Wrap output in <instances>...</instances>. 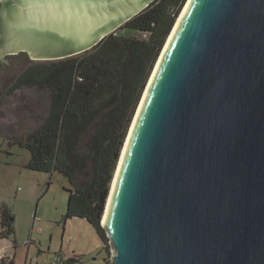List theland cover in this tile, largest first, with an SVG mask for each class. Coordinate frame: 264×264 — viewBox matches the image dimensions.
I'll return each instance as SVG.
<instances>
[{
	"label": "water",
	"instance_id": "95a60500",
	"mask_svg": "<svg viewBox=\"0 0 264 264\" xmlns=\"http://www.w3.org/2000/svg\"><path fill=\"white\" fill-rule=\"evenodd\" d=\"M154 1L0 0V58L80 54ZM134 120L111 263L264 264V0H188Z\"/></svg>",
	"mask_w": 264,
	"mask_h": 264
},
{
	"label": "trees",
	"instance_id": "16d2710c",
	"mask_svg": "<svg viewBox=\"0 0 264 264\" xmlns=\"http://www.w3.org/2000/svg\"><path fill=\"white\" fill-rule=\"evenodd\" d=\"M185 2L155 0L93 48L29 65L9 88V92L34 88L48 94L49 112L42 124L12 136L9 144L30 151L28 169L58 172L68 180L66 219L91 223L106 252L110 237L102 217L121 151L143 90ZM125 30L136 34H122ZM13 221L12 210L0 204V239L14 234ZM79 261L75 253L57 264ZM0 264L15 261L7 257ZM103 264H112L111 258Z\"/></svg>",
	"mask_w": 264,
	"mask_h": 264
},
{
	"label": "rangeland",
	"instance_id": "374dc122",
	"mask_svg": "<svg viewBox=\"0 0 264 264\" xmlns=\"http://www.w3.org/2000/svg\"><path fill=\"white\" fill-rule=\"evenodd\" d=\"M121 32L136 34L133 30ZM137 36L145 34L137 33ZM4 58L10 66L0 65V204L8 205L13 212L14 234L2 241L0 253L6 258L12 255L15 264H57L55 256L59 253L65 256L76 253L80 256L76 264H103L106 257L114 255L111 242L106 252L103 240L91 223L83 218L65 217L68 180L58 172L49 174L28 169L30 151L9 144L12 136L27 134L42 124L49 112L50 100L46 92L34 88L9 92L15 77L36 61L28 55Z\"/></svg>",
	"mask_w": 264,
	"mask_h": 264
},
{
	"label": "bare ground",
	"instance_id": "6f19581e",
	"mask_svg": "<svg viewBox=\"0 0 264 264\" xmlns=\"http://www.w3.org/2000/svg\"><path fill=\"white\" fill-rule=\"evenodd\" d=\"M189 1H190V0H189ZM135 119H136V118H135ZM134 123H135V120H134ZM134 123H133V125H134ZM133 125H132V127H131V131H132V129H133ZM129 134H130V133H129ZM129 137H130V135L128 136V139L126 140L125 149H123V156H124V153H125V151H126V147H127L128 141H129ZM124 144H125V143H124ZM123 156H122V157H123ZM121 161H122V158H121ZM121 161H120L119 165H117V166H118V169L116 168L117 171H116L115 179H114V182H113L111 195H110V198H109V201H108V205H107V208H106V212H105L104 220H105L106 217H107V213H108V209H109V206H110V203H111L113 189H114L115 183H116V181H117V175H118V171H119V169H120ZM118 162H119V161H118Z\"/></svg>",
	"mask_w": 264,
	"mask_h": 264
},
{
	"label": "built area",
	"instance_id": "2783aa9c",
	"mask_svg": "<svg viewBox=\"0 0 264 264\" xmlns=\"http://www.w3.org/2000/svg\"><path fill=\"white\" fill-rule=\"evenodd\" d=\"M67 256H65L64 254L62 253H59L55 256V263H62L65 259H66ZM5 255L0 253V261L5 259Z\"/></svg>",
	"mask_w": 264,
	"mask_h": 264
},
{
	"label": "crops",
	"instance_id": "0c3cea01",
	"mask_svg": "<svg viewBox=\"0 0 264 264\" xmlns=\"http://www.w3.org/2000/svg\"><path fill=\"white\" fill-rule=\"evenodd\" d=\"M5 238H2V240H0V245H2V241L4 240ZM11 257H12V255H11Z\"/></svg>",
	"mask_w": 264,
	"mask_h": 264
},
{
	"label": "flooded vegetation",
	"instance_id": "af4514ba",
	"mask_svg": "<svg viewBox=\"0 0 264 264\" xmlns=\"http://www.w3.org/2000/svg\"><path fill=\"white\" fill-rule=\"evenodd\" d=\"M13 56H15V55H13ZM2 62H3V59L0 58V65L2 64Z\"/></svg>",
	"mask_w": 264,
	"mask_h": 264
}]
</instances>
